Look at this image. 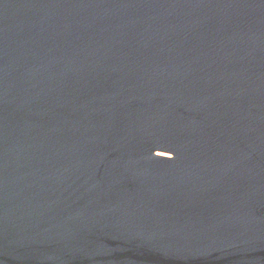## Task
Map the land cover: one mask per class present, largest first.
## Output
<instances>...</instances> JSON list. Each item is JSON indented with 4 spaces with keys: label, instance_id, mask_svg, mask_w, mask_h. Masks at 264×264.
<instances>
[{
    "label": "water",
    "instance_id": "obj_1",
    "mask_svg": "<svg viewBox=\"0 0 264 264\" xmlns=\"http://www.w3.org/2000/svg\"><path fill=\"white\" fill-rule=\"evenodd\" d=\"M0 264H264V0H0Z\"/></svg>",
    "mask_w": 264,
    "mask_h": 264
}]
</instances>
